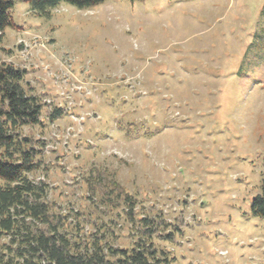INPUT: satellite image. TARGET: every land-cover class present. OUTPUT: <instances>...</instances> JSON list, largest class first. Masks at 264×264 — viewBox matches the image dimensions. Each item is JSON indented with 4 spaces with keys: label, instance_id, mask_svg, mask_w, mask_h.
Wrapping results in <instances>:
<instances>
[{
    "label": "rangeland",
    "instance_id": "rangeland-1",
    "mask_svg": "<svg viewBox=\"0 0 264 264\" xmlns=\"http://www.w3.org/2000/svg\"><path fill=\"white\" fill-rule=\"evenodd\" d=\"M11 1L0 65L40 101L19 132L62 231L130 247L146 217L170 264H264V0Z\"/></svg>",
    "mask_w": 264,
    "mask_h": 264
},
{
    "label": "trees",
    "instance_id": "trees-1",
    "mask_svg": "<svg viewBox=\"0 0 264 264\" xmlns=\"http://www.w3.org/2000/svg\"><path fill=\"white\" fill-rule=\"evenodd\" d=\"M105 1L29 0V3L32 11L44 14L61 3L84 9ZM12 6L11 0H0V32L11 25ZM24 75L23 69L0 65V264H170L166 254L152 243L154 236H162L161 223L146 217L139 219L140 235L130 247L110 245L103 235L96 233L72 237L62 231L61 216L51 211L46 200L45 184L29 178L38 168L37 151L27 137L20 135L19 129L39 124L41 104L24 89ZM58 114L56 109L50 117L56 118ZM125 198L132 221L133 203ZM250 211L264 221V184ZM172 237L173 233L166 234V239Z\"/></svg>",
    "mask_w": 264,
    "mask_h": 264
}]
</instances>
